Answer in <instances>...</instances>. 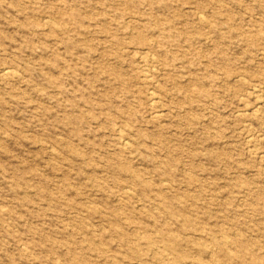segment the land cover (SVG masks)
I'll list each match as a JSON object with an SVG mask.
<instances>
[{
    "label": "rangeland",
    "instance_id": "1",
    "mask_svg": "<svg viewBox=\"0 0 264 264\" xmlns=\"http://www.w3.org/2000/svg\"><path fill=\"white\" fill-rule=\"evenodd\" d=\"M0 264H264V0H0Z\"/></svg>",
    "mask_w": 264,
    "mask_h": 264
},
{
    "label": "bare ground",
    "instance_id": "2",
    "mask_svg": "<svg viewBox=\"0 0 264 264\" xmlns=\"http://www.w3.org/2000/svg\"><path fill=\"white\" fill-rule=\"evenodd\" d=\"M204 22V21H203ZM10 71V70H9ZM12 73V72H11ZM258 92V91H257ZM155 95V94H154ZM152 96V95H151ZM155 100V99H154Z\"/></svg>",
    "mask_w": 264,
    "mask_h": 264
}]
</instances>
